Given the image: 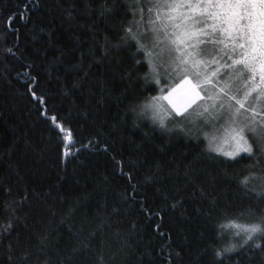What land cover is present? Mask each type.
Listing matches in <instances>:
<instances>
[{
    "label": "trees",
    "instance_id": "obj_1",
    "mask_svg": "<svg viewBox=\"0 0 264 264\" xmlns=\"http://www.w3.org/2000/svg\"><path fill=\"white\" fill-rule=\"evenodd\" d=\"M134 2L0 0V225L29 194L0 264H219L236 225L264 218V197L240 184L251 162L217 151L193 109L162 108L186 73L152 78L124 32ZM249 188L264 191V175ZM223 264H264V251Z\"/></svg>",
    "mask_w": 264,
    "mask_h": 264
},
{
    "label": "snow or ice",
    "instance_id": "obj_2",
    "mask_svg": "<svg viewBox=\"0 0 264 264\" xmlns=\"http://www.w3.org/2000/svg\"><path fill=\"white\" fill-rule=\"evenodd\" d=\"M130 8L133 19L124 28L125 36L135 40L138 48L144 51L152 78L159 83L160 69L193 73L196 82H189L188 104L197 100L208 102L203 111L193 109V113L205 123L223 129L227 137L225 142L230 144L225 156L251 162L245 169L248 174H241L240 184L264 197V191L249 188L250 178L264 175V107L257 110L254 106V102L264 96V0H135ZM8 51L11 53L12 49ZM183 79L188 81V75ZM234 83L243 87L234 89L231 86ZM201 85H212L213 94L209 95ZM201 91H205L203 97ZM253 92L255 96H251ZM32 95L36 93L32 92ZM157 99L152 97V101ZM40 100L42 102L43 97ZM150 106L145 103L142 112ZM183 111V108H177L178 113ZM51 119L57 122L55 116ZM58 126L65 133L63 139H69L71 130L62 124ZM75 145V141L66 145L65 155ZM28 198L25 190L20 201L7 206L11 215L0 225V233L10 234L14 227L15 205ZM236 227L240 231L234 235L240 236L241 232L244 235L239 245L229 243L215 249L219 264L240 249L251 247L264 251V245L260 243L264 240V218ZM39 239L44 243L48 238L41 236ZM40 264H48L47 259Z\"/></svg>",
    "mask_w": 264,
    "mask_h": 264
},
{
    "label": "rangeland",
    "instance_id": "obj_3",
    "mask_svg": "<svg viewBox=\"0 0 264 264\" xmlns=\"http://www.w3.org/2000/svg\"><path fill=\"white\" fill-rule=\"evenodd\" d=\"M182 73V72H180ZM185 75H188V81H184V79L180 80L178 83H174L172 88L169 89L168 93L166 95L160 96V99L158 100L162 104L163 109H168V108H173L175 111H177V108H183L184 112H188L191 109H194L198 105L200 107L195 108L197 112L203 111V106L207 104V101L204 100H197L193 104H188L189 100V90H190V83H195L196 82V77L193 75V73L190 71L189 73H186ZM194 76V77H193ZM258 80V77H257ZM234 89L237 87H243L242 84H236L234 83L231 85ZM202 89L206 90L209 95L213 94V88L212 85H201L200 86ZM199 90V89H198ZM205 95V91H201V96L203 97ZM256 93L253 92L251 96H255ZM187 105V107H185ZM254 106L259 110L260 108L264 107V96L260 97L259 100L254 102ZM188 117V116H187ZM189 117L193 118L194 121L193 124L204 126L205 129L203 130L205 136L211 135V138L215 137L214 139L215 142L220 140L219 143H217L218 149H220V152H226L230 150V144L226 143L227 137L223 133V129H220L218 126L213 127L211 124L205 123L203 118H197L195 116V113H192V115H189ZM167 118L166 116L163 118L165 121ZM212 142V143H215ZM216 144V143H215ZM214 144V145H215ZM220 145V146H219Z\"/></svg>",
    "mask_w": 264,
    "mask_h": 264
}]
</instances>
